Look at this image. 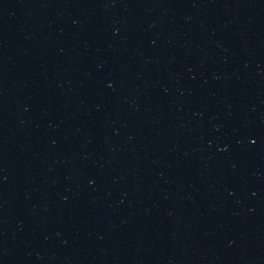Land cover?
<instances>
[{"label":"water","instance_id":"95a60500","mask_svg":"<svg viewBox=\"0 0 264 264\" xmlns=\"http://www.w3.org/2000/svg\"><path fill=\"white\" fill-rule=\"evenodd\" d=\"M0 264H264V0H0Z\"/></svg>","mask_w":264,"mask_h":264}]
</instances>
